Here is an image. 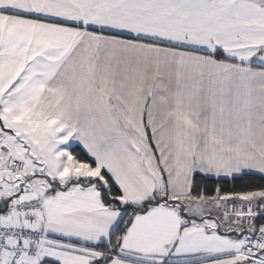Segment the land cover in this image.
<instances>
[{
    "label": "snow or ice",
    "instance_id": "snow-or-ice-1",
    "mask_svg": "<svg viewBox=\"0 0 264 264\" xmlns=\"http://www.w3.org/2000/svg\"><path fill=\"white\" fill-rule=\"evenodd\" d=\"M0 264H264V0H0Z\"/></svg>",
    "mask_w": 264,
    "mask_h": 264
}]
</instances>
